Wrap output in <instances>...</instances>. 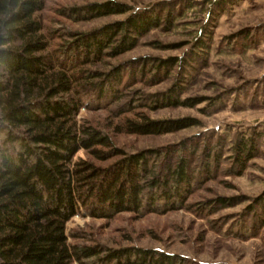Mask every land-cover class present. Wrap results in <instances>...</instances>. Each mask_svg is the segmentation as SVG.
Listing matches in <instances>:
<instances>
[{"label": "trees", "instance_id": "1", "mask_svg": "<svg viewBox=\"0 0 264 264\" xmlns=\"http://www.w3.org/2000/svg\"><path fill=\"white\" fill-rule=\"evenodd\" d=\"M44 3L0 0V264L179 263L178 257L156 250L69 242L82 235L66 233L67 221L82 212L111 219L119 213L140 216L174 209L193 184L182 157L161 174L157 149L126 153L112 135H158L192 126L194 119L154 120L143 113L119 117L122 109L114 112L116 121L105 126L77 118L81 106L89 108L87 95L93 94L96 101L121 98L118 66L106 72L86 66L133 48L139 37L159 25L158 16L133 12L88 32H66L68 40L50 47L51 35L44 31L40 15ZM127 10L114 0H100L59 13L77 21ZM172 20L168 9L162 20L166 28ZM176 60H160L154 68L168 70ZM178 92L175 87L147 97L144 104L200 102L180 100ZM256 137L235 142L239 166L252 156ZM79 150L84 158L74 157ZM209 165L207 161L205 173ZM216 200L225 204L221 197ZM257 204L263 222L264 191Z\"/></svg>", "mask_w": 264, "mask_h": 264}, {"label": "rangeland", "instance_id": "2", "mask_svg": "<svg viewBox=\"0 0 264 264\" xmlns=\"http://www.w3.org/2000/svg\"><path fill=\"white\" fill-rule=\"evenodd\" d=\"M98 1L45 0L40 15L51 35L50 47L68 40L66 32H88L133 12L158 16L159 25L130 50L86 66L104 72L118 66L121 98L96 101L87 95L89 108L81 106L77 118L105 126L122 109L119 117L143 113L154 120L194 119L192 126L158 135H112L126 153L157 149L161 174L182 157L193 184L171 210L119 213L111 219L91 218L86 212L74 215L66 233L82 236L68 241L156 250L180 259L173 264H264V221L257 204L264 191V0H114L127 12L77 21L59 13ZM168 9L173 20L166 28L162 20ZM168 59L177 60L168 70H155V64ZM175 87L178 99L200 102L144 104L147 97ZM250 135L257 136L255 149L239 166L234 144ZM74 157L85 155L79 150ZM207 161L209 173L203 170Z\"/></svg>", "mask_w": 264, "mask_h": 264}]
</instances>
